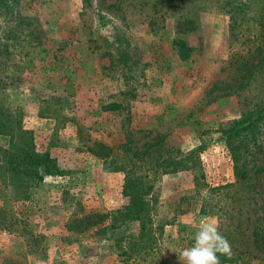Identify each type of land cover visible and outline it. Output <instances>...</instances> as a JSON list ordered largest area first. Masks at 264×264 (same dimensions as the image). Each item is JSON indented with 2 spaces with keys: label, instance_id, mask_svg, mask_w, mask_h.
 <instances>
[{
  "label": "rangeland",
  "instance_id": "obj_1",
  "mask_svg": "<svg viewBox=\"0 0 264 264\" xmlns=\"http://www.w3.org/2000/svg\"><path fill=\"white\" fill-rule=\"evenodd\" d=\"M260 1L0 5V111L10 130L30 131L56 171L41 181L15 179L1 149L19 136L0 134V264H183L191 225L207 219L219 223L232 256L241 253L221 264H264V124L252 140L245 130L228 133L264 100L255 51ZM185 18L194 28L181 32ZM174 37L187 41L188 58ZM233 139L238 165L259 168L254 189L237 181ZM130 142L153 150L132 165L125 192L124 172L104 171L89 148L111 147L108 161L119 166L130 160ZM162 159L177 165L163 172ZM141 186L150 188L144 232L138 220L119 216ZM97 213L109 216L91 225Z\"/></svg>",
  "mask_w": 264,
  "mask_h": 264
},
{
  "label": "trees",
  "instance_id": "obj_2",
  "mask_svg": "<svg viewBox=\"0 0 264 264\" xmlns=\"http://www.w3.org/2000/svg\"><path fill=\"white\" fill-rule=\"evenodd\" d=\"M250 0H245V5ZM260 7L257 10V23L259 24V41L256 45L255 51L258 52L259 55L262 54V57L258 60L257 65L260 69H264V0L260 1ZM4 3L7 9L11 6V0H0V5L2 6ZM243 5L242 3L239 4V8ZM243 8V7H242ZM241 8V9H242ZM231 18L234 20V15L231 14ZM237 19V18H236ZM177 30L179 31H187L194 28V22L190 18H185L177 22L176 25ZM172 46L177 50L178 55L182 59H186L190 56L191 48L187 44V41L182 37H174L172 39ZM252 55L253 52H252ZM243 68V67H240ZM252 78L251 73L248 74L246 80H243L240 85H247L249 84ZM244 79V78H243ZM1 110V109H0ZM244 115L246 113H243ZM7 116L2 114L0 111V134H7V133H15L19 136L18 144L11 143L8 148L1 149L4 162L7 166V170L11 171V176L15 179H22L24 181L34 180L41 181L44 177V174H55L56 171L53 167L54 159L50 156L48 152L40 153L35 150L34 143L31 137L30 131L23 129L22 127H17L16 130L12 131L10 128L14 127V124H10V120H6ZM264 124V100L257 102L254 104L253 108H251L244 119L238 121L237 126L239 128L230 130L229 139L233 138L231 136L235 134H239L240 131H246L247 135L250 134L249 139L252 140L255 136V131L257 128ZM241 125V126H240ZM259 126V127H258ZM13 136V135H12ZM230 149L232 153V158L234 161V172L235 176L237 177V181L243 183V185L249 186L251 189L255 188L256 185V174L259 171V168H248V167H240L238 165V156L240 155L239 150L241 149L240 144L236 140H231L230 142ZM95 148H89V151L103 160V170L109 171L111 169H117L116 171H123L124 172V190L125 192L131 187V184L134 181L133 171L135 161L142 160L144 155H148L151 153L153 149L147 147L143 152H139L138 149H132L131 142L129 144H124V149L128 153L127 158L130 160L124 161L123 164L119 166H114V164H110L108 159L111 156V147H108L104 144L97 143ZM130 155V156H129ZM134 160V161H133ZM162 159V171L167 172L170 171L169 167L171 165H177L176 162L167 161ZM167 162V163H166ZM166 163V164H165ZM158 165V164H157ZM43 167L44 172H40V168ZM113 167V168H112ZM161 167V166H160ZM161 172V171H160ZM162 173V172H161ZM140 192L135 191L133 195L130 197V202L124 207V210L118 211L120 214L121 222L126 223L130 219H135L139 221V228L144 231H148L147 222L144 220L146 219V215H143V211H147L149 208V203L145 199L146 194H150L149 186H141ZM144 192V193H143ZM148 192V193H145ZM201 206V210H202ZM109 213H102V214H95V219L88 218V222L91 225H94L97 222H100L104 218L108 217ZM122 223V224H124ZM236 256H232L229 258H220L222 262H236L238 259L241 258V253L237 250ZM235 254V253H234ZM219 255V254H218Z\"/></svg>",
  "mask_w": 264,
  "mask_h": 264
},
{
  "label": "clouds",
  "instance_id": "obj_3",
  "mask_svg": "<svg viewBox=\"0 0 264 264\" xmlns=\"http://www.w3.org/2000/svg\"><path fill=\"white\" fill-rule=\"evenodd\" d=\"M191 227L196 228L194 243L180 253L179 260L183 264H221L220 256L232 257L231 245L220 233L217 221L207 219Z\"/></svg>",
  "mask_w": 264,
  "mask_h": 264
}]
</instances>
